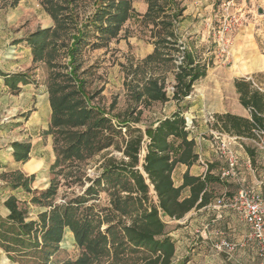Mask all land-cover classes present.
<instances>
[{
  "label": "trees",
  "instance_id": "trees-1",
  "mask_svg": "<svg viewBox=\"0 0 264 264\" xmlns=\"http://www.w3.org/2000/svg\"><path fill=\"white\" fill-rule=\"evenodd\" d=\"M43 1L48 8L52 5L50 12L55 25L38 28L24 40L31 47L32 60L42 61L50 69L48 92L51 118L47 133H54L56 158L53 166L61 162L59 156L73 161L85 159L110 146L120 150L123 158L115 159L110 156L104 159L100 174L92 180L85 194L97 192L105 181L112 183L123 177L130 179L128 192L136 194L134 198L137 210L130 222L123 225L122 230L133 249L143 250L138 261L133 264H173L175 244L162 216L179 220L192 209L207 207L221 195L218 192L227 183L218 173H213V166L208 164V171L204 176L193 175L186 170L182 183L178 186L174 184L172 172L175 166L182 163L189 167L198 160L195 140L189 137V131L185 128L184 108L180 107L171 115L158 120L146 143V152L141 163L142 172L138 165L144 136L142 129L136 126L140 122V109L136 111L132 108L124 114H108L98 106L90 104L96 92L91 93L88 90L85 76L88 68L81 69L82 49L89 42L98 47L116 38L125 21L139 15L132 0H93L92 10L89 13L85 11L84 17L80 16L77 9V0ZM145 1L147 8L140 18L144 25L150 26V36L154 44L152 53L144 58L149 63L153 60H164V56L168 55L166 50L176 47L174 27L182 17L185 7L180 6L177 0ZM67 9L70 12L61 14L62 10ZM90 34H95L92 41L89 39ZM181 54V62L175 64V82L171 95V99L177 102L191 93L193 84L205 76L207 68L186 47L181 50ZM62 57L68 58L65 66L59 60ZM17 81L30 82L25 73L5 77L6 83L14 84ZM233 85L239 103L248 109L250 117L230 112L218 113L214 115L212 125L227 133L254 139L255 129L264 131V89L255 87L253 81L245 77L235 78ZM141 97L146 104L149 101L169 100L164 82L153 76L136 93L137 99ZM122 127L126 130V136L121 133ZM59 136L65 143L64 147L57 146L61 139ZM11 147L16 161L25 162L29 159V142L14 140ZM245 150L251 164H254L260 149L253 144ZM33 162L35 160L30 159L25 164ZM33 177V174L24 176L21 171H14L7 186L29 191V183ZM150 186L156 197L155 203H149ZM185 188L189 190L187 195L183 194ZM55 191V185L51 184L39 193L38 200L52 196ZM85 201L79 195L65 204L49 203L52 207L40 212L38 219L33 220L28 219L27 210L20 206L17 198L9 195L4 201L8 213L6 216L0 215V247L13 261L25 264L32 259L46 264L58 249L64 228L68 226L74 231L76 241L85 246L86 251L75 261H66L63 264H91L104 249L101 242L105 237L100 233L91 235L92 220L79 212V206ZM114 207L117 208L115 201Z\"/></svg>",
  "mask_w": 264,
  "mask_h": 264
},
{
  "label": "rangeland",
  "instance_id": "rangeland-1",
  "mask_svg": "<svg viewBox=\"0 0 264 264\" xmlns=\"http://www.w3.org/2000/svg\"><path fill=\"white\" fill-rule=\"evenodd\" d=\"M177 1L185 9L174 27L177 45L166 50L168 55L164 56V60H153L149 63L144 60L154 46L150 36V26L144 25L140 18L146 7L145 0H132V5L139 15L126 20L116 38L98 47L92 46L89 42L82 49L81 69L88 68L85 73L87 87L91 93L96 92L90 104L98 106L108 114H124L132 108L141 111L140 122L136 124L142 129L144 136L139 152L138 167L141 171L146 143L149 140L145 130L150 125H156V120L165 112L164 102L149 101L146 104L142 97L136 98V93L147 79L153 76L164 82V89L171 99L175 82V64L178 62L177 57L182 55V49L186 47L191 50L196 59L205 63L207 67L206 76L195 81L191 93L185 98L192 104L199 106L206 102V99H212L213 103L215 99L234 111L238 97L233 80L242 75L251 79L255 87L264 89V0ZM92 2L93 0H77L80 16L84 17L85 11L89 13L92 10ZM45 3L43 0H0V215L6 216L4 202L1 201L6 195H14L20 206L27 210L28 219L33 220H37L38 214L50 209L51 205L65 204L73 197L82 195L86 201L79 206V212L92 220L91 235L100 233L105 237L101 242L104 249L91 264H133L138 261L143 250L133 249L122 230L123 225L130 222L137 210L134 198L136 194L128 192L131 185L128 183H131V180L123 177L112 183L105 181L97 192L85 194L86 188L100 174L104 159L110 156L115 159L123 158L120 150L110 146L85 159L73 161L59 156L61 160L59 165H44L42 170L36 173L34 171L40 166L38 160L32 158L35 162L25 164L31 159L29 157L27 161L17 163L13 160L14 156H11L12 141L29 143L31 141L35 147L37 132L42 136L43 143H46L47 137L49 138L48 141L51 142L54 152V133H47L51 114L45 129L31 120L36 99L44 97L49 99L50 69L44 62L32 60L31 47L24 40L29 33L38 28L55 25L54 17L50 12L52 5L48 8ZM259 9L262 10L261 13H258ZM68 12L70 9L62 10L61 14ZM93 35L95 34L89 35L90 41L94 40ZM177 47L179 50H176ZM59 60L65 66L68 58L62 57ZM15 73H25L30 82L6 83V75ZM185 118L191 121L190 127H194L193 118L189 114H185ZM121 133L126 136L124 127ZM209 135L211 137V134ZM200 136L210 139L206 133ZM201 137L198 140H201ZM60 138L57 146L64 147L65 143L62 137ZM210 140L212 142V137ZM241 143L244 149L253 146L249 139ZM262 152L263 150L257 152L255 163L251 164L252 174H248L246 169L243 173L245 180L248 181V185L244 186L254 189V181H261L259 191L264 193ZM54 155L56 157L55 152ZM208 164L211 165L209 162ZM223 164L222 159L219 161V166H224ZM238 167L241 171V166ZM14 171H23V174L31 172L24 176L34 175L29 183V191L20 187L11 189L7 186ZM234 183L236 190L240 185L238 182ZM51 184L55 185V193L48 198L38 200L39 193ZM224 192L229 195L233 193V191L226 192L222 188L218 194ZM33 198L37 200H32ZM114 201L117 203V208L114 207ZM152 202H156V197L150 186L149 203ZM49 203L51 205H48ZM162 219L167 224L166 228L174 244L179 247L174 254L173 264L181 262L186 264L192 258L193 249L191 244L186 245L184 242L188 239L187 233L181 232L186 220H177L181 221L179 224L164 216ZM192 235L196 239V232ZM62 238L58 249L46 264L75 261L86 251L85 246L76 241L74 231L70 227L64 228ZM201 239L199 237V240ZM0 264L22 263L11 260L7 252L0 247ZM25 264L41 263L30 259ZM189 264H193L192 261Z\"/></svg>",
  "mask_w": 264,
  "mask_h": 264
},
{
  "label": "crops",
  "instance_id": "crops-1",
  "mask_svg": "<svg viewBox=\"0 0 264 264\" xmlns=\"http://www.w3.org/2000/svg\"><path fill=\"white\" fill-rule=\"evenodd\" d=\"M146 8H147V3H146L144 12L146 11ZM153 49H154V46H153ZM152 51L148 52V54L152 53ZM239 77L246 78V76L244 75L239 76ZM239 77H235V78H239ZM185 98L181 100L180 102H177L173 99H169L165 101L164 108H163L165 114L161 118H158L155 124H157L159 119H163L171 115L174 111L178 110V108L180 107L184 108L183 110L184 116L185 114L186 115L189 114V116L192 117L195 122L194 127H191L188 131H189V137H193L195 140L196 152L198 154V157L211 163V165L213 166L211 171L217 174L221 167L219 166V161H221L223 158L221 157L219 152L216 151V149H214V147L212 146V142L210 140L211 137L209 134H210V130L218 129V128L214 127L212 125V122L211 123L208 122L207 117L209 114L215 115L218 113L221 114V113H226V112L234 113V114L241 115L244 117H250V114L247 112L248 109L244 108L242 105H239L240 104L239 101L236 104L235 110L232 111L228 109V107L224 106L222 103L217 102L215 99L213 103H212V99H206V102L204 101L198 106L197 104L190 103L189 99H185ZM36 101L37 102L35 104V109L33 110V115L31 117V120L34 121V123L37 124L40 128L45 129L47 128L48 119L51 114L50 100L47 97L46 98L44 97L42 99H36ZM202 133H206L210 139H204L203 137H201L200 135H202ZM35 135L37 136L36 145L34 147V143L30 141L31 147H30L29 156L31 159L34 158L40 162V166L34 171L36 173V172H40L44 165L50 166L51 164H53L56 157L51 147V142L48 141L49 138L47 137L46 143H43L41 141L42 136H40L38 132ZM200 137H201V140H198L200 139ZM236 149H237L239 161L241 164L239 165L241 166V171H240V168L238 167L237 170L239 169V171L237 172L236 176L232 178L224 179L227 185H224L223 189H225V191L228 190V192L236 191L234 189V184H235L234 182H238L240 186L248 185V181L245 180L246 177L243 173L245 169L247 170L248 174H252L253 172L252 169H249L244 164L245 160L249 158V155L247 154L246 150L244 148H236ZM11 150L13 151L12 147H11ZM262 153L263 154H262L261 164L262 166H264V151ZM11 156L13 157L12 154ZM13 160L17 163H21L20 161H16L14 157H13ZM186 170H188L189 173L193 175H202L203 173V168L201 164L199 163V161H196L189 167L185 164L178 163L172 172V178L176 186L182 183L183 173ZM30 173L31 172H27V174H30ZM24 174L27 175L26 173ZM38 182H39V179H38ZM260 182L261 181H258V180L254 181L255 190L259 191ZM188 192H189L188 188H185L183 190L184 195H187ZM8 196L9 195H6L4 198L1 199V201L4 202ZM5 211H6L5 213L6 215L8 213L7 208L5 209ZM180 219H182V221L186 220V222L183 223L184 225L181 228V232L182 233L186 232L188 235V239H186V241L184 242H186V245L191 244V246L193 247V249L191 250L192 258L191 260H188L186 264H189V262L191 261L193 264H203V263L256 264L257 262L260 261V257H258L256 250H255V245L252 242H248L244 240V237L246 234L245 225L239 218L237 219V215L232 210L225 209L222 212V217L220 219L213 221V212H211L208 209V207H201L199 209L190 210ZM175 221L178 222L179 224L181 222L177 220ZM208 221L210 223L209 227L207 229H204L203 228L204 224ZM195 232H196V239L192 235V233H195ZM219 232L225 233L226 236L230 240H233L237 243V247L231 255H227L225 252H220L214 249L213 245L219 238V234H218ZM199 237H201L202 239L199 240ZM178 243L180 244V242ZM175 247H176L175 252H177V248L179 247H177V245H175Z\"/></svg>",
  "mask_w": 264,
  "mask_h": 264
},
{
  "label": "built area",
  "instance_id": "built-area-1",
  "mask_svg": "<svg viewBox=\"0 0 264 264\" xmlns=\"http://www.w3.org/2000/svg\"><path fill=\"white\" fill-rule=\"evenodd\" d=\"M181 62L182 56L177 57ZM173 90V87H172ZM208 122L214 121V116L209 114ZM191 121L186 118V129L189 130ZM255 138L250 141L260 150H264V131L260 128L254 130ZM212 137V146L219 152L224 160V166H221L218 175L221 179L232 178L237 174V168L240 165L236 148H243L242 141L246 138L233 135L220 129L210 130ZM199 163L203 166L202 176L208 171V162L198 157ZM249 169L251 168L250 159L247 158L244 163ZM253 170V169H252ZM213 212V221L222 217L225 209L232 210L246 227L245 241L252 242L255 250L260 257L256 264H264V193L246 186H240L237 191L228 195L225 192L217 196L208 206ZM209 221L204 224V229L209 227ZM219 238L214 243L215 250L225 252L231 255L237 243L230 240L225 233L219 232Z\"/></svg>",
  "mask_w": 264,
  "mask_h": 264
},
{
  "label": "water",
  "instance_id": "water-1",
  "mask_svg": "<svg viewBox=\"0 0 264 264\" xmlns=\"http://www.w3.org/2000/svg\"><path fill=\"white\" fill-rule=\"evenodd\" d=\"M261 12H262V10L259 9V10H258V13H261ZM154 127H155V125H150V126H148L147 129L145 130V134H146V136H147L148 138L151 137Z\"/></svg>",
  "mask_w": 264,
  "mask_h": 264
}]
</instances>
